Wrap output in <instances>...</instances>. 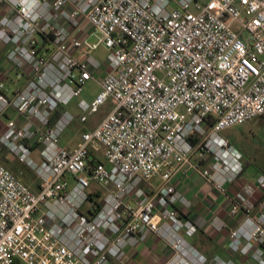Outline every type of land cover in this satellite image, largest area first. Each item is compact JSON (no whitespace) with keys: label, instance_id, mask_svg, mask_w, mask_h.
Listing matches in <instances>:
<instances>
[{"label":"built area","instance_id":"obj_1","mask_svg":"<svg viewBox=\"0 0 264 264\" xmlns=\"http://www.w3.org/2000/svg\"><path fill=\"white\" fill-rule=\"evenodd\" d=\"M102 47L105 66L91 53ZM110 101L77 147L59 144ZM256 118L264 0H0V153L23 167L0 162V264H125L152 236L172 252L166 264H264V175L245 181L222 135ZM179 171L228 202V221L211 225L233 257L185 239L196 227Z\"/></svg>","mask_w":264,"mask_h":264},{"label":"crops","instance_id":"obj_2","mask_svg":"<svg viewBox=\"0 0 264 264\" xmlns=\"http://www.w3.org/2000/svg\"><path fill=\"white\" fill-rule=\"evenodd\" d=\"M245 181L251 182L248 178ZM178 191L192 204L188 217L195 223V230L188 234L193 238L199 252L207 258L218 255L224 259L233 257L227 249L228 232L218 233L211 223L216 219L228 221L229 205L213 187L197 172L184 173L179 171L173 178ZM242 218L239 219V222ZM149 256L158 260V264H166L172 252L158 237L150 239L128 253L125 264H140L142 256Z\"/></svg>","mask_w":264,"mask_h":264},{"label":"rangeland","instance_id":"obj_3","mask_svg":"<svg viewBox=\"0 0 264 264\" xmlns=\"http://www.w3.org/2000/svg\"><path fill=\"white\" fill-rule=\"evenodd\" d=\"M93 56L104 63L107 57V51L102 47L96 52H91ZM99 86L96 82H90L86 88L84 98L91 100L99 93ZM113 102H109L106 106L101 108V110L90 115L88 122L81 123L79 118L76 119L62 134L59 144L66 148H75L78 145L80 136L85 131H90L95 129L101 122L102 118L113 110ZM75 116L79 114L77 111V101H74L67 109ZM237 149H239L243 154V164L247 165L243 174L244 180L248 178L251 182H255L259 174L264 175V118H256L245 124L235 126L231 129L226 130L222 133ZM36 159L39 160V156L35 155ZM194 158H198L197 155ZM0 162L8 167L10 165H16L19 169H23L20 164H17L16 160L11 157L7 151L3 150L0 153ZM17 168V169H18ZM25 175L27 174L35 183L36 177L33 173L25 170ZM185 239L193 244L194 240L188 234H184ZM140 264H158V260L153 259L149 256H142L140 259ZM12 264H27L24 260L20 258H15ZM250 264H257L255 261L250 260Z\"/></svg>","mask_w":264,"mask_h":264},{"label":"trees","instance_id":"obj_4","mask_svg":"<svg viewBox=\"0 0 264 264\" xmlns=\"http://www.w3.org/2000/svg\"><path fill=\"white\" fill-rule=\"evenodd\" d=\"M61 114H62V111H59L58 112V114L56 115V117L54 118V121H56L57 119H59L60 117H61ZM17 162V161H16ZM17 164H19L18 162H17ZM245 167H247V165H245ZM245 167H244V171H245ZM8 168L10 169V170H12L15 174H17V175H19L20 174V172L22 171V169L20 168H18V167H16V165H10V166H8ZM18 168V169H17ZM244 174V173H243ZM22 179L28 184V185H30L34 190H36L37 188H38V184H37V182L35 183L27 174L25 175H23L22 176Z\"/></svg>","mask_w":264,"mask_h":264}]
</instances>
